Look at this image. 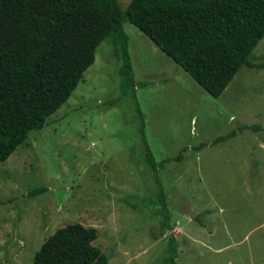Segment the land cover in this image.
Listing matches in <instances>:
<instances>
[{
	"label": "rangeland",
	"instance_id": "rangeland-1",
	"mask_svg": "<svg viewBox=\"0 0 264 264\" xmlns=\"http://www.w3.org/2000/svg\"><path fill=\"white\" fill-rule=\"evenodd\" d=\"M117 1L124 12L131 0ZM123 30L134 82L145 84L135 93L154 159L182 153L158 170L176 264H264V133L247 128L264 127V68L242 66L212 98L129 21ZM117 52L101 42L68 101L0 163V264H32L43 242L73 223L97 230L93 245L108 264L168 256L171 232L160 207L147 204L157 186L132 101L120 93ZM248 61L264 65V37Z\"/></svg>",
	"mask_w": 264,
	"mask_h": 264
},
{
	"label": "trees",
	"instance_id": "trees-1",
	"mask_svg": "<svg viewBox=\"0 0 264 264\" xmlns=\"http://www.w3.org/2000/svg\"><path fill=\"white\" fill-rule=\"evenodd\" d=\"M129 21L162 53L186 72L209 96L218 98L264 37V0H131L124 12L117 0H0V163L32 131L64 105L94 63L104 40L118 49L120 93L128 96L139 120L143 160L157 193L147 204L158 205L172 231L166 194L158 170L180 162L182 153L156 163L145 136L143 113L127 49L123 23ZM263 132L264 127H247ZM245 128H240L238 132ZM231 131L212 145L235 137ZM202 143L192 149L201 150ZM185 149H183L184 151ZM34 189L33 197L43 193ZM97 230L73 223L57 229L34 254L32 264H108L93 245ZM168 256L176 264L177 242L167 238Z\"/></svg>",
	"mask_w": 264,
	"mask_h": 264
}]
</instances>
